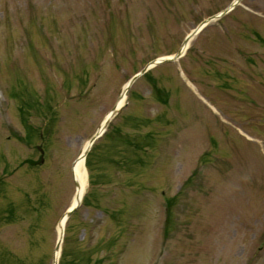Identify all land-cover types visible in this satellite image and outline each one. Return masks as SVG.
<instances>
[{
    "label": "rangeland",
    "instance_id": "1",
    "mask_svg": "<svg viewBox=\"0 0 264 264\" xmlns=\"http://www.w3.org/2000/svg\"><path fill=\"white\" fill-rule=\"evenodd\" d=\"M231 1L0 0V264H53L84 143ZM236 6L132 82L58 264H264V0Z\"/></svg>",
    "mask_w": 264,
    "mask_h": 264
},
{
    "label": "bare ground",
    "instance_id": "2",
    "mask_svg": "<svg viewBox=\"0 0 264 264\" xmlns=\"http://www.w3.org/2000/svg\"><path fill=\"white\" fill-rule=\"evenodd\" d=\"M188 43L183 45V48H182L183 52L186 50ZM125 97H126V94L124 92H122L121 96L119 97V99L117 100L115 105H117V106L121 105L123 103V101L125 100ZM109 114H110V111L103 118V120L99 126L100 127L99 132H101V130L104 128L103 124L105 123ZM89 146H90V141L87 140L84 143V145L82 146V148H81V150H80V152H79V154H78L77 158L75 159L73 166H72V174H73V177L79 182V187L76 188V190H75V195L73 197V200H72L70 206H72L76 202L78 203L81 200V198L84 194L85 188H86L87 170H86V165H85V158L83 157L82 153ZM65 224H66V218L62 217L60 220V223H58V225H57L58 236H62V232L65 228ZM59 256H60V249L55 251L54 258H56V260H57L59 258Z\"/></svg>",
    "mask_w": 264,
    "mask_h": 264
},
{
    "label": "water",
    "instance_id": "3",
    "mask_svg": "<svg viewBox=\"0 0 264 264\" xmlns=\"http://www.w3.org/2000/svg\"><path fill=\"white\" fill-rule=\"evenodd\" d=\"M237 1H239V0H234V1L231 3V5L235 4ZM231 5H230V6H231ZM230 6L227 7V8L225 9V11H226L228 8H230ZM225 11H223V12H225ZM193 33H194V32H192L191 34H188V35L186 36V38H185L184 41H183L184 44L188 41V39L191 37V35H192ZM181 53H182V47H181V48H180L175 54H173L172 56L160 57V58H158L157 60H155V61H153V62L158 63V62H166V61L175 60V59H177V58L181 55ZM148 67H149V65L147 64V65H146V66H145L140 72H138L137 74H135V75L129 80L128 85H129V84H130V83H131V82L137 77V75L143 73ZM97 135H98V134H95L94 136H92V138L90 139V142H92V141L96 138ZM76 184L78 185V182H77V181H76ZM76 205H77V204L72 205L71 208H69V209L66 211V213H65V216H66V217H68V216L74 211V209L76 208ZM60 241H61V238H59V240H58V242H57V244H56L55 249H58V248H59V246H60ZM55 264H57L56 261H55Z\"/></svg>",
    "mask_w": 264,
    "mask_h": 264
}]
</instances>
